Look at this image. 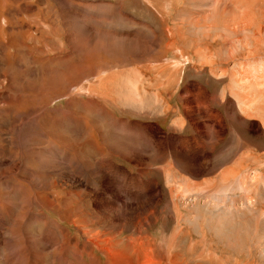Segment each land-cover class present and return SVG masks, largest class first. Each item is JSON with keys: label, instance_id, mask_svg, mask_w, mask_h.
Returning <instances> with one entry per match:
<instances>
[{"label": "rangeland", "instance_id": "rangeland-1", "mask_svg": "<svg viewBox=\"0 0 264 264\" xmlns=\"http://www.w3.org/2000/svg\"><path fill=\"white\" fill-rule=\"evenodd\" d=\"M250 1L264 2L0 0V264H264V178L236 197L246 184L198 179L194 154L170 139L197 193L166 187L142 129L115 134L111 123L157 105L136 95L139 79L172 89L182 63L195 62L214 89L225 76L241 84L248 101L239 102L260 121L246 127L247 142L264 147V93L252 83L264 81V11L247 10ZM92 50L101 60L78 75ZM182 88L199 151L210 139L201 95ZM227 155L223 146L213 159Z\"/></svg>", "mask_w": 264, "mask_h": 264}, {"label": "crops", "instance_id": "crops-1", "mask_svg": "<svg viewBox=\"0 0 264 264\" xmlns=\"http://www.w3.org/2000/svg\"><path fill=\"white\" fill-rule=\"evenodd\" d=\"M117 15L121 19L125 18L133 26L142 23L141 20L137 19L136 15L129 13H118ZM116 17V14H114L111 18L114 21ZM106 18L108 17L106 16ZM134 22L137 23L134 24ZM145 28H149L146 22ZM134 36H137V39L140 37L137 34ZM176 73L177 75L173 76V82L171 83L172 89H164L158 86L152 88L151 86H154L151 85L153 83L152 76H149L143 82L139 79L134 89L136 95L142 100H151L153 98L157 105L151 106L149 112L144 109V116H124V114L119 113L114 115L111 117V123L118 126V128L113 133L122 132V128L128 130L127 128H130L133 124L137 129H142L143 133L148 137L150 144L148 147L149 151H152L159 158V162L163 167L162 170H159L161 175L158 178L155 177L154 180L166 187L168 186L173 189L183 184L184 190H189H187L188 194L196 196L195 193H197L193 174L189 170L184 169L171 152L170 139H174L178 142V147L181 151L183 150L186 154L193 153L192 157H195L199 162L200 169L197 170L198 179L200 176L202 180L212 184L214 182L220 183L221 181H242L246 184V187L236 197L246 191H257L258 186L254 187L251 182L253 180L261 182L262 178H264L262 174L264 172V168L262 167L264 164L262 162L264 147L262 145L259 146L258 142H255L253 139L250 144L247 142L249 135H246V133L250 132L247 130L250 127L249 123H254L253 125L256 123L260 126V121L256 120L257 117L252 107L248 108L242 102H239L242 99L247 100L245 98L247 97L245 91L240 87L241 84H237L233 81V78L225 76L222 80L218 79L219 89H214L211 87L210 70L204 66L198 68L195 62L182 63L181 68ZM185 83L195 86L196 91L201 95V100H198V97L195 100V109L198 116L203 117L202 120L209 127V142L199 151L196 144L199 133L196 131L184 107L186 103L184 96L186 94L182 86ZM252 83H254L258 91L264 93L263 80L259 81L255 79ZM179 98L182 99L179 101ZM117 101L119 102L118 99ZM262 107L263 105L259 109L261 114H263ZM240 109H245L246 111L248 109L252 110L251 117H245L246 114H242ZM134 129H129V133L133 134ZM262 131L264 133V130ZM197 135L198 137L195 139ZM223 146L227 147L228 155L218 161L214 160L213 154ZM248 150L250 153L251 151L258 153L260 160L253 163L247 158L244 159L242 154L245 155ZM207 158L213 159V162L208 163L206 161L202 163V160H207ZM228 171L231 174L225 175ZM253 171L257 172V179L251 177ZM144 176L149 178L147 175ZM228 196L232 197V193L228 192ZM251 197H254V194H251Z\"/></svg>", "mask_w": 264, "mask_h": 264}, {"label": "bare ground", "instance_id": "bare-ground-1", "mask_svg": "<svg viewBox=\"0 0 264 264\" xmlns=\"http://www.w3.org/2000/svg\"><path fill=\"white\" fill-rule=\"evenodd\" d=\"M253 1V0H252ZM261 1V0H260ZM245 2V1H244ZM247 2V1H246ZM245 2V3H246ZM249 3H250V5L253 7V9H255L254 7H257L258 9H257V11H260L261 12V14L263 13V11H264V2H263V5L262 6H257L258 4H256V2L254 3V1L253 2H248L247 3V6L245 7V8H247V10H248V6H249ZM246 5V4H245ZM251 7V8H252ZM234 8V7H233ZM232 8V9H233ZM249 8H250V6H249ZM217 9V8H216ZM221 9V8H220ZM252 10V9H251ZM245 11V10H244ZM255 15H257V14H255ZM246 17L247 18H250L251 17V14L249 13V15H246ZM254 17V16H253ZM252 17V18H253ZM255 18V17H254ZM259 18V17H258ZM256 20V19H255ZM249 22H251V21H249ZM252 24V23H251ZM263 33V32H262ZM90 49V48H89ZM95 49V48H94ZM86 50V49H85ZM95 50H97V49H95ZM87 51H89V50H87ZM87 51H85V56L84 57H82V62H85L84 64H85V66L86 67H83V69H81L82 70V72H79L78 73V75L79 74H83V73H85V72H89V71H91L92 70V67H93V65L92 64H94V63H96L97 61H100L101 59V57L99 58V54L96 52V51H93V53L92 54H90L89 55V53L87 52ZM105 56V55H104ZM104 58V57H103ZM103 60V59H102ZM262 63V62H261ZM259 65V64H258ZM88 66V67H87ZM257 66V65H256ZM261 66H264V63H263V65H260L259 67H258V69H260V67ZM258 69H254V70H252V72H254V73H257V71H258ZM264 73V72H263ZM254 76V75H253ZM53 77V76H52ZM264 77V76H263ZM56 79V78H55ZM262 79H264V78H262ZM49 80L51 81V79H50V77H49ZM58 81L59 80H61V79H57ZM239 80V79H238ZM55 81V80H54ZM62 81V80H61ZM60 81V82H61ZM246 81V80H245ZM244 81V82H245ZM51 82H53V80L51 81ZM56 82L57 81H55V82H53V83H55L56 84ZM248 82V81H247ZM238 84V83H237ZM58 86H59V84H58ZM58 86H56V88L58 87ZM61 86V85H60ZM59 86V87H60ZM61 89V88H60ZM59 89V90H60ZM49 91H51L50 89H47V92H49ZM56 91V90H55ZM247 92V91H246ZM54 94V93H53ZM263 95V94H262ZM264 96V95H263ZM262 96V97H263ZM42 98V97H41ZM264 98V97H263ZM43 99H45L44 97H43ZM17 106V105H16ZM264 107V106H263ZM262 107V108H263ZM260 113V112H259ZM264 114V113H263ZM87 128V127H86ZM91 131V130H90ZM89 133V131H86V133ZM91 134V133H90ZM27 151V150H26ZM33 153V152H32Z\"/></svg>", "mask_w": 264, "mask_h": 264}]
</instances>
